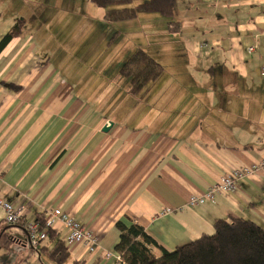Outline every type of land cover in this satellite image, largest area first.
<instances>
[{
  "label": "crops",
  "instance_id": "obj_1",
  "mask_svg": "<svg viewBox=\"0 0 264 264\" xmlns=\"http://www.w3.org/2000/svg\"><path fill=\"white\" fill-rule=\"evenodd\" d=\"M177 2L173 56L185 68L135 96L130 82L125 92L118 87L125 63L114 65V53L80 57L86 45L75 31L90 20L110 25L104 9L88 0H0V41L26 20L0 53V197L25 207L21 225L11 228L14 243L30 246L13 228L28 237L27 222L54 208L99 237L94 253L81 244L69 249L85 264H120L106 257L119 243V221L139 224L169 251L213 233L219 219L264 228V167L216 203L188 205L223 175L264 161V0ZM166 25L160 14L142 13L112 31L145 27L171 41ZM159 44L154 59L166 55ZM0 219L1 231L9 225L1 210ZM54 231L66 241L62 224Z\"/></svg>",
  "mask_w": 264,
  "mask_h": 264
},
{
  "label": "trees",
  "instance_id": "obj_2",
  "mask_svg": "<svg viewBox=\"0 0 264 264\" xmlns=\"http://www.w3.org/2000/svg\"><path fill=\"white\" fill-rule=\"evenodd\" d=\"M105 10V20L109 22L127 21L142 13H158L168 19L167 29L171 33L181 31L180 22L175 21L177 0H88ZM135 3H138L135 5ZM26 25L19 19L0 41V53L13 39L19 38ZM120 73L130 80V93L138 95L146 86L158 80L165 73V66L155 60L147 51L139 48L121 67ZM9 88L19 90L15 84ZM44 226L45 213L38 214ZM8 225L0 231V247L10 248L15 238ZM119 243L115 251L121 254L125 264H264V228L244 218L219 219L214 223V232L203 234L198 239L182 245L174 251L167 250L156 238L136 223L117 224ZM51 244V248L48 245ZM38 252L47 250L57 263L65 264L71 256L60 233L51 230L47 240ZM159 251L161 255H158ZM72 264H85L74 260Z\"/></svg>",
  "mask_w": 264,
  "mask_h": 264
},
{
  "label": "rangeland",
  "instance_id": "obj_3",
  "mask_svg": "<svg viewBox=\"0 0 264 264\" xmlns=\"http://www.w3.org/2000/svg\"><path fill=\"white\" fill-rule=\"evenodd\" d=\"M72 1V0H71ZM138 3H135L137 5ZM78 16H75L77 18ZM166 22H168V19L164 17ZM85 19V18H84ZM164 21V19L162 20ZM177 21V19H175ZM88 22V18L85 19L82 24ZM109 22V21H108ZM118 22V21H117ZM161 22V21H159ZM158 21L155 22V25L159 24ZM100 22L97 21L94 25V21L90 20V25L93 24L90 28L88 26L84 29H77L75 31L78 32V42L85 43V48L80 57L83 54H99L100 57L104 56L103 58H107L110 53H114L117 58L115 59L114 65H118L120 62L124 61L123 63H126V61L135 53V51L138 48L146 49L150 55H154V53H158V49L154 47L156 46V43H160L159 45H162L160 47V50H163L162 54H166L165 57H158L155 54V57L162 62V64L165 66L166 72H182L184 70V66L179 64L176 61V57L173 56L175 53L174 50V43L178 42L179 37H177L176 33H171V41L169 39L162 40L161 38L159 40L155 39L152 34L147 35L145 32V27L138 29V30H131V31H112L113 25L115 24V21L109 22L107 24L110 25H98ZM161 24V23H160ZM97 25V27H96ZM176 36V37H173ZM181 37V35H180ZM182 38V37H181ZM91 45H97L98 47L95 48L94 51L88 52V48ZM96 49H99L98 51ZM145 50V51H146ZM178 53L183 54L185 51H182V49L177 50ZM78 53H76V57H78ZM75 58V56H73ZM153 57V56H152ZM83 58V57H82ZM155 58V59H156ZM158 60V61H159ZM124 65V64H123ZM122 66V65H121ZM201 67H204L201 65ZM114 70V67H113ZM123 82H130L128 78H125L123 81L118 83V87L122 90V88L125 86ZM154 84L157 83H151L145 90L151 91L155 87ZM116 86V83H115ZM206 88L208 85H204ZM127 86H125L126 89ZM125 89L124 92H125ZM122 90V91H123ZM103 97L108 98V94H103L104 90L101 91ZM106 99H104L105 101ZM103 101V109L111 110V104L104 105ZM118 101L120 103L125 101L124 94L121 93V99L119 98ZM108 110L106 111L108 113ZM1 221V219H0ZM14 233L18 236L19 239H27L28 237L25 235L22 229L20 228H13ZM27 241V240H26ZM118 253L117 251H114ZM120 254V253H119ZM112 259V258H110ZM114 260V259H113ZM74 261V257L70 256V258L66 261L65 264H72ZM0 264H57L49 255L48 253H41L38 254L37 252L33 251L32 248L27 245L24 247L23 245H20L18 243H12L11 247L6 249L3 247H0ZM125 264V263H124Z\"/></svg>",
  "mask_w": 264,
  "mask_h": 264
},
{
  "label": "built area",
  "instance_id": "obj_4",
  "mask_svg": "<svg viewBox=\"0 0 264 264\" xmlns=\"http://www.w3.org/2000/svg\"><path fill=\"white\" fill-rule=\"evenodd\" d=\"M253 51V47L249 48V52ZM261 167H264V161H262L259 166H253L252 168L242 170L236 169L229 174L223 175L220 181L210 187L203 195L189 198L188 205L194 208L206 204L207 202L216 203V198L219 194L235 192L237 182L240 179ZM0 210L4 213V220L7 224L17 225L24 217L25 207L22 205H15L13 202L0 197ZM171 211L172 209L167 208L165 213ZM42 224V221L36 219L27 222L26 225L29 244L35 251H38L43 242L47 240L49 232L56 229L59 224H62L68 230L65 241L68 249L81 244L88 252L94 253L100 247V239L95 233L87 227L82 226L75 218L62 211L60 208L48 210L45 214L44 226H42ZM106 257L108 259L112 258L120 264H124L121 254L114 251H109Z\"/></svg>",
  "mask_w": 264,
  "mask_h": 264
},
{
  "label": "water",
  "instance_id": "obj_5",
  "mask_svg": "<svg viewBox=\"0 0 264 264\" xmlns=\"http://www.w3.org/2000/svg\"><path fill=\"white\" fill-rule=\"evenodd\" d=\"M108 130H109V128H108V127H105V128H104V131H108Z\"/></svg>",
  "mask_w": 264,
  "mask_h": 264
}]
</instances>
